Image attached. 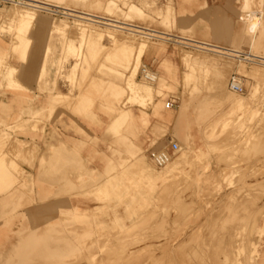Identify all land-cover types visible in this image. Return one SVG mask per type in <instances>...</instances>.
I'll use <instances>...</instances> for the list:
<instances>
[{
	"label": "rangeland",
	"instance_id": "1",
	"mask_svg": "<svg viewBox=\"0 0 264 264\" xmlns=\"http://www.w3.org/2000/svg\"><path fill=\"white\" fill-rule=\"evenodd\" d=\"M40 1L98 17L0 4V216L29 235L0 264H264V0H231L239 57L176 38L213 41L173 0L165 17L159 0ZM137 106L146 140L128 144ZM168 140L174 168L150 176Z\"/></svg>",
	"mask_w": 264,
	"mask_h": 264
},
{
	"label": "bare ground",
	"instance_id": "2",
	"mask_svg": "<svg viewBox=\"0 0 264 264\" xmlns=\"http://www.w3.org/2000/svg\"><path fill=\"white\" fill-rule=\"evenodd\" d=\"M32 2H27L26 5H29V6H32V7H37V8H47L49 9L51 6H53V4L51 3H48V2H44V1H40V0H30ZM69 10L71 11H74L76 12L79 16V17H82V18H85V19H91V17H85V16H82L81 14H84V15H87V16H95V17H98L96 15H93L91 13H87L83 10H79V9H70L68 8ZM259 13V12H258ZM262 15V14H261ZM103 18V17H101ZM104 19V18H103ZM107 19V18H106ZM104 19V20H106ZM259 17L256 16V14L252 13V12H245L243 14V16L241 17V20L245 23V27H244V32L243 33H247V37L248 36L252 37L255 32L257 31L258 27H259ZM109 19H107L108 21ZM116 21V20H114ZM116 22H119V21H116ZM115 22V24H116ZM122 22V21H120ZM119 22V23H120ZM124 24V22L122 23ZM232 24V22H231ZM87 25V24H86ZM132 25V24H131ZM89 26V25H87ZM135 26V25H133ZM142 28V29H145L147 31H151V32H156V33H163V32H160V31H156V30H151V29H147V28H144L142 26H136L135 28ZM232 27L230 25L229 28L225 29L224 32L222 33L223 36L224 35H227L228 36V39L230 41V47H226L223 45L222 41L224 40V38L222 37V34H221V37L220 38H213V41H202V40H199V39H195V38H191V37H185V36H178V35H174L176 38H180L182 40H189V41H192V42H195V43H199V44H202V45H197L194 44L193 46H195L196 48H199V49H204V50H209V51H214V52H219V53H227L228 55L230 56H234V57H239L237 54L239 53H243V51H241L238 47H237V43L239 42V39L242 37L241 33H237L235 37H233V33H232ZM154 34V33H153ZM264 34V33H263ZM244 36V35H243ZM169 37H172L173 36H170ZM207 37V36H206ZM211 37V36H210ZM176 38H174V40L176 41ZM253 38V37H252ZM208 39V37H207ZM226 39V38H225ZM252 40V39H251ZM178 41V40H177ZM180 41V40H179ZM241 41V39H240ZM174 42V41H173ZM185 42V41H184ZM221 44H220V43ZM253 42V41H252ZM180 43H183L180 41ZM186 45V44H185ZM187 46H190V45H187ZM256 51V50H255ZM248 56H255V57H260V56H256V55H253L251 53H246ZM201 58V57H200ZM203 58V56H202ZM201 58V61L203 60ZM207 58V57H205ZM204 58V59H205ZM225 59V58H223ZM213 60V59H212ZM204 62L206 60H203ZM207 62V61H206ZM237 63V62H236ZM132 65V64H131ZM131 67V66H130ZM224 67V66H223ZM131 69V68H130ZM242 69H245L244 67H242ZM149 75H152L153 76V80H155V76L149 72ZM158 80V79H157ZM138 82V81H137ZM160 82V81H159ZM235 82H236V79H235ZM147 84V83H146ZM149 84V83H148ZM136 85V84H135ZM140 85V84H139ZM145 85V84H144ZM147 86V85H146ZM150 86V85H149ZM141 89H143L142 86H140ZM139 87V89H140ZM152 88V86H151ZM140 89V90H141ZM148 90V89H147ZM181 120V117L177 118V123ZM177 132V131H176ZM244 132L241 133V135H243ZM177 134V133H176ZM240 137H244V136H240ZM158 148V147H157ZM143 158V157H142ZM145 158V157H144ZM147 159V158H146ZM144 161V159H143ZM145 164L144 165V168L148 171V173L150 174V176H157L158 178L160 177H165L169 174V172L174 168V163L173 160L171 159L162 169L161 171V168L159 170V167H157L153 161H150V162H144ZM209 175V174H208ZM118 206V205H117ZM118 216V215H116ZM22 224H21V221L17 218H13V219H6L4 216H0V259L3 261L7 258V256H9L10 252L13 250V242H17L18 240H25L28 238L29 235H27V233L25 231H20V229L22 228ZM19 243V241H18ZM21 243V242H20ZM15 249V248H14ZM239 250V249H238ZM252 251V250H251ZM254 252V251H253ZM234 253V252H233ZM243 254V253H242ZM251 254V253H250ZM231 255L233 256L234 254L231 253ZM245 255V253L243 254ZM216 256V255H215ZM230 256V255H229ZM236 256V255H235ZM249 256V255H248ZM240 257H242L240 255ZM236 258V257H235ZM245 258H246V255H245ZM217 259V258H216ZM234 259V258H233ZM240 259V258H239ZM243 259V258H241ZM249 259H251V257H249ZM256 260V259H255ZM254 260V261H255ZM217 261V260H216ZM240 261V260H239ZM246 261V260H245ZM251 261V260H250ZM254 261H252L254 264ZM235 262H236V259H235ZM238 262V261H237ZM241 262V261H240ZM239 262V263H240ZM248 262V261H247ZM237 263V264H239ZM243 263V261H242ZM5 264H9V263H5ZM19 264H27L25 263L24 260L21 261V263ZM219 264V262H218ZM241 264V263H240Z\"/></svg>",
	"mask_w": 264,
	"mask_h": 264
},
{
	"label": "crops",
	"instance_id": "3",
	"mask_svg": "<svg viewBox=\"0 0 264 264\" xmlns=\"http://www.w3.org/2000/svg\"><path fill=\"white\" fill-rule=\"evenodd\" d=\"M174 2V6H175V9L176 11H182L184 10L185 11V15L183 16H180L181 19L183 20H188L191 27L195 28V31L197 33H199L200 35H204L205 37L206 36H211L213 38H220L221 37V34L224 32L225 29H227L229 26H230V22H232V19H233V14H232V11H231V8H232V1L231 0H198V2L192 6V7H189V11H188V7H183L181 8L180 6V3H181V0H173ZM204 4H207L208 5V8L210 9L209 13H205V15L202 17L201 16V6H203ZM135 7H137V9L140 11L139 14H136V15H140L143 10L142 8H140L139 6L137 5H134ZM229 7V8H228ZM168 8H169V0H159V12L162 13V17H165L167 16V13H168ZM187 12V13H186ZM219 16H225V23L224 24H221V25H214V19H216L217 17ZM179 18V16H178ZM179 18V19H180ZM138 25V24H137ZM233 22L231 24V26H233ZM209 27V29L203 31V29ZM239 32V28H235V26L232 27V33H233V37L236 36V34ZM222 37L224 38V40L222 41L223 44H229L230 41L228 39V36L227 35H224L222 34ZM226 38V39H225ZM25 65H23L24 67ZM30 66V64H29ZM32 78L35 80L36 76L35 75H32ZM32 80V82L34 81ZM9 97L10 95L7 94L6 96H3L2 98L5 99L8 103L11 101L9 100ZM1 104V103H0ZM5 106H9L8 104L5 103ZM13 107H15V105H12ZM1 107V105H0ZM30 105H23V108H29ZM141 108L139 106L135 107V111H134V115L137 117L135 119V127H134V131L137 133V135L139 136V138L136 140V139H132V138H129V143H132V142H139L141 143L143 140L145 141V137H143L141 135L142 133V126L141 125H138V117H141ZM25 120H27V118H25ZM106 120V118H105ZM152 120V119H151ZM107 121V120H106ZM98 136L101 135V134H97ZM47 139H51V137H47ZM151 139H148L146 144H149ZM110 140L108 139V141H105L104 143V140H102L101 143H99V145L95 148L96 152H100L102 150H104L106 148V145L108 144ZM53 142H49V144H47V148L49 147V145H51ZM39 147L41 148V151L42 149L44 150L46 148V144H44V142H39ZM44 153V152H43ZM89 153H91V149L89 148ZM44 155L47 157L51 156V152H47V153H44ZM41 156H39L40 158ZM39 160V159H38ZM100 163V161H98ZM39 166V161H37L35 163V166ZM29 169V168H28Z\"/></svg>",
	"mask_w": 264,
	"mask_h": 264
},
{
	"label": "built area",
	"instance_id": "4",
	"mask_svg": "<svg viewBox=\"0 0 264 264\" xmlns=\"http://www.w3.org/2000/svg\"><path fill=\"white\" fill-rule=\"evenodd\" d=\"M25 0H0V4H4V5H8V4H19V5H23V2ZM45 11H48L49 13H51L53 16H55L56 18H69V19H75L77 18V13H75L74 11H71L69 9L66 8H61L58 6H51L48 10L45 9ZM188 47V46H186ZM142 75L143 77L148 80V81H152L153 80V76L149 75V69L148 68H143L142 69ZM153 75L154 72H151ZM232 87L234 90L238 91V92H242L243 89L242 87H240V85H238L237 83H233L232 82ZM174 103L173 102H168L166 107L169 108H173ZM179 150V145L172 141V140H168L167 144H165V146L160 149L157 150L155 152L151 153V160L153 161V163L161 168L164 167L172 158L174 153H176Z\"/></svg>",
	"mask_w": 264,
	"mask_h": 264
}]
</instances>
